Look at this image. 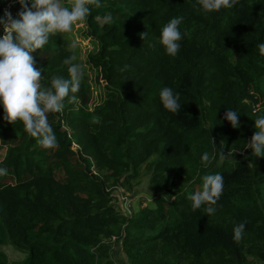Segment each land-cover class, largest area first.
<instances>
[{"label": "trees", "instance_id": "obj_1", "mask_svg": "<svg viewBox=\"0 0 264 264\" xmlns=\"http://www.w3.org/2000/svg\"><path fill=\"white\" fill-rule=\"evenodd\" d=\"M100 3L85 25L95 43L87 64L105 83L102 101L89 105L84 74L78 104L65 101L63 113L48 115L58 143L47 150L22 122L5 121L0 105V167L7 169L0 176V264H115L112 237L121 240L126 264H264V156L250 150L219 163L220 151L244 148L264 115L247 103L264 99V0L211 13L198 0ZM13 10L19 19L21 5ZM107 12L114 22L101 27ZM177 16L182 39L170 57L158 40ZM73 52L79 63L61 34L32 53L43 84L52 75L68 78L62 61ZM163 87L179 93L178 114L163 108ZM229 109L238 112V128L224 119ZM206 151L216 155L207 167L200 160ZM148 162L152 204L127 216L112 189L135 181ZM215 173L224 176L215 213L193 211L187 197ZM244 221L235 242L233 229ZM3 246L24 258L10 261Z\"/></svg>", "mask_w": 264, "mask_h": 264}, {"label": "clouds", "instance_id": "obj_2", "mask_svg": "<svg viewBox=\"0 0 264 264\" xmlns=\"http://www.w3.org/2000/svg\"><path fill=\"white\" fill-rule=\"evenodd\" d=\"M238 2L239 0H198L205 13L232 9ZM19 3L22 9L18 13L19 19H13L10 12L0 16V25H3V35H0V105L4 109L5 121L9 124L22 122L25 131L42 149L47 150L56 147L58 143L48 115L63 113L65 101L78 104L76 93L84 79V69L75 62L76 56L73 52L62 61L67 66L68 78L52 75L49 83L43 84L42 72L35 67L32 53L42 50L51 37L69 33L74 25L87 22L93 7L98 9L101 3L100 0H67V4L61 0H19ZM182 21V16L173 17L161 30L158 42L170 57H175L180 49L182 34L179 25ZM113 22L111 12L100 18L101 27ZM145 35L146 33H141L142 40ZM76 47V43H72L71 49ZM258 49L264 55V43H260ZM159 99L168 112L175 115L181 110L179 93H174L172 88H161ZM224 119L234 129L240 126L238 112L235 110L226 111ZM91 123L99 124V117L92 116ZM254 127L256 131L244 147L251 149L256 156H264V115L254 120ZM234 151L236 149L232 148L230 154ZM225 158V154L220 151L219 160L223 162ZM215 159L216 155L207 151L200 157L201 164L205 167ZM4 175H7V169L0 167V176ZM201 180L200 190L187 198L191 201L193 211L204 207L205 213L212 215L223 193L224 176L220 173L205 174ZM245 225L246 221L234 227L235 242L242 239Z\"/></svg>", "mask_w": 264, "mask_h": 264}, {"label": "rangeland", "instance_id": "obj_3", "mask_svg": "<svg viewBox=\"0 0 264 264\" xmlns=\"http://www.w3.org/2000/svg\"><path fill=\"white\" fill-rule=\"evenodd\" d=\"M62 3L67 4V0H61ZM67 44L71 47L72 43H76L77 47L75 50L77 51V57L79 64L82 65L84 69V74L88 82L90 83V103L89 105L92 107L94 105L99 104L104 97V81L102 78H98L96 71L91 69V67L87 64V54L95 47V43L93 42L92 37L87 33L85 23H78L73 26V30L69 33L62 34ZM250 104L252 112L256 113L259 110L264 109V99L257 98L253 101H248ZM251 136L247 137V142L250 141ZM215 137H213V141H215ZM219 146V145H218ZM76 148V145H73V149ZM251 149H246L245 147L241 150H236L230 154L231 151H222L225 154V160H237L240 158H245L246 154ZM221 161L219 160V163ZM152 166L150 162L142 165L140 174L135 181H131L130 183H125L123 180L120 181L117 186L113 187V192L111 195L116 196L119 192L118 189H121L123 194H125L129 198V210L130 213L126 212V208L124 204H120L116 199V204L119 206L120 210L124 212L127 216L135 214L139 209L143 206H148L152 204V196L149 192V179L151 176ZM115 188V189H114ZM111 250L110 255L115 262V264H126V256L124 254L121 240L115 239L110 240ZM3 251L7 254L10 261H18L22 260L25 254L20 253L10 246H3Z\"/></svg>", "mask_w": 264, "mask_h": 264}, {"label": "built area", "instance_id": "obj_4", "mask_svg": "<svg viewBox=\"0 0 264 264\" xmlns=\"http://www.w3.org/2000/svg\"><path fill=\"white\" fill-rule=\"evenodd\" d=\"M17 4H20L19 0H0V16H3L5 12H10L12 18L15 19L16 13L13 10V6ZM0 35H3V25H0ZM118 190L119 192L115 196V198L119 201L120 204H124L126 208V212L130 213V210L128 209L129 198L125 194H123L121 189ZM112 240H115V237H112Z\"/></svg>", "mask_w": 264, "mask_h": 264}]
</instances>
